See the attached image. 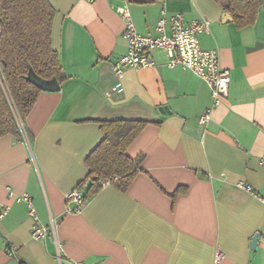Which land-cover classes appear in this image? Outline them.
Wrapping results in <instances>:
<instances>
[{
    "label": "crops",
    "instance_id": "obj_1",
    "mask_svg": "<svg viewBox=\"0 0 264 264\" xmlns=\"http://www.w3.org/2000/svg\"><path fill=\"white\" fill-rule=\"evenodd\" d=\"M48 2L62 81L27 116L29 144L0 137V264H213L217 249L221 264H264V0L255 22L240 29L214 0ZM124 3L142 35L156 34L162 9L167 18L210 22L199 43L218 50L230 83L206 124L199 118L212 105L207 84L165 67L162 52L153 54L155 67L127 69L115 90L111 63L127 51L116 12ZM107 120L147 122L126 148L143 157L140 171L125 192L104 186L66 214V194L87 175L84 160ZM24 194L42 223L54 222L60 261L53 236L30 235Z\"/></svg>",
    "mask_w": 264,
    "mask_h": 264
},
{
    "label": "trees",
    "instance_id": "obj_2",
    "mask_svg": "<svg viewBox=\"0 0 264 264\" xmlns=\"http://www.w3.org/2000/svg\"><path fill=\"white\" fill-rule=\"evenodd\" d=\"M214 1L230 14L238 29L255 22L262 3ZM54 13L48 0H0V137L12 135L21 140L17 120L25 128L26 118L43 91L31 79H55L60 86V59L51 45ZM146 124L134 120L99 122L103 138L85 158L88 173L77 186L80 192L84 189V203L100 191V182L106 178L116 176L111 185L122 192L129 188L143 157H129L126 148Z\"/></svg>",
    "mask_w": 264,
    "mask_h": 264
},
{
    "label": "built area",
    "instance_id": "obj_3",
    "mask_svg": "<svg viewBox=\"0 0 264 264\" xmlns=\"http://www.w3.org/2000/svg\"><path fill=\"white\" fill-rule=\"evenodd\" d=\"M87 3H94L97 0H83ZM116 12L123 19L122 36L127 42V51L124 55L111 63V69L116 78L115 90H123V78L127 69L152 68L157 65L153 54L162 52L165 56L164 66L170 69H180L189 71L202 79L210 90L212 105L207 108L199 118V123L204 125L210 119L211 110L217 107L221 100L227 95L230 73L220 65V58L217 49H204L199 43V35L209 31L210 22L199 18L187 22L180 13L166 17L164 9L160 11V16L155 26V35L139 34L132 21L130 10L126 3L116 8ZM169 24V33L166 25ZM21 133V141L29 144L26 130L20 120H17ZM260 165L264 166V151L260 155ZM116 176L106 178L100 182L101 186L111 185ZM250 191V186H245ZM65 213L72 214L82 210L84 206V195L76 188L66 194ZM18 201H24L29 209V215L34 222L30 235L39 240H46L53 236L55 244L54 255L61 260L62 251L60 244L55 239V224L42 223L38 218L33 206L32 199L24 194ZM6 208L0 212V218L6 214ZM9 255L14 252L9 251ZM223 253L217 249L213 257V264H221ZM77 264H82L78 262Z\"/></svg>",
    "mask_w": 264,
    "mask_h": 264
},
{
    "label": "water",
    "instance_id": "obj_4",
    "mask_svg": "<svg viewBox=\"0 0 264 264\" xmlns=\"http://www.w3.org/2000/svg\"><path fill=\"white\" fill-rule=\"evenodd\" d=\"M31 80L35 85H37L43 91H56L60 88V86L58 85L55 79H51V80L31 79ZM258 238H259L258 234L253 236L252 241H251L252 248L256 247L258 243Z\"/></svg>",
    "mask_w": 264,
    "mask_h": 264
}]
</instances>
